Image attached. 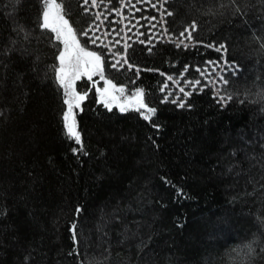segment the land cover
<instances>
[{
	"label": "trees",
	"instance_id": "1",
	"mask_svg": "<svg viewBox=\"0 0 264 264\" xmlns=\"http://www.w3.org/2000/svg\"><path fill=\"white\" fill-rule=\"evenodd\" d=\"M57 2L87 25L76 0ZM43 7L0 0V264H264V0H169L168 31L195 25L197 43L135 45L138 69L118 77L155 114L87 97L80 144ZM222 53L237 68L224 104L208 87L185 107L164 100L165 74L193 77Z\"/></svg>",
	"mask_w": 264,
	"mask_h": 264
},
{
	"label": "rangeland",
	"instance_id": "2",
	"mask_svg": "<svg viewBox=\"0 0 264 264\" xmlns=\"http://www.w3.org/2000/svg\"><path fill=\"white\" fill-rule=\"evenodd\" d=\"M168 1L169 0H96L94 4L93 0H88L87 3H85L84 0H76L78 6L81 7V12L87 15L89 22L87 25H84L81 31H74L77 34V39L81 47H84L87 51L96 52L101 56L104 79L102 80L100 78L101 72L97 71L96 74L92 76V79L89 80L87 76L83 74L84 66H82L80 79L73 81L75 91L81 95L87 92V97H95V100L104 106L105 101H107V103L111 104V108L120 110V106L125 105L128 107V110H135L136 101L131 99V96L132 93L140 87L134 86V80L129 82L127 79H118L123 72L138 69V67L129 61L127 50L135 45L149 48L158 43H169L176 46L177 44L181 46L185 44L192 46L194 43H197L192 36L193 27H184L177 34L168 31V27L166 26V16L169 13L167 7ZM153 5H155V7H153ZM44 10L45 4L41 13L42 23ZM65 19L67 18L65 17ZM82 33H87V35H82ZM181 33H184V35L181 36ZM189 33H191L190 38ZM53 35L55 38V33H53ZM92 40L96 42L92 43ZM181 41H183L182 44ZM58 42L60 47L57 57L60 51L63 50V44L60 41ZM113 64L116 65L115 68L112 67ZM58 67L59 60L56 59V68ZM236 69L237 68H235L232 63L226 61L222 53L220 59L210 60L201 67H195V76L193 77L184 71L176 74H165L161 86L163 98L172 103L175 101L174 104L180 105L181 102L185 103L189 96L185 95L186 93L208 87L211 89L215 99L224 104L227 101V96L220 91L224 82V74L227 72H234ZM169 77L172 79H169ZM107 80H111L117 89L123 87L124 92L121 93L112 90L111 86L106 84ZM86 85L88 87H86ZM60 88L64 92V100L68 99L69 97L65 95V90L61 86ZM105 88L109 89L111 95L104 93L102 96V92ZM97 89L101 91H97ZM181 89H183V91H181ZM113 96L115 99H112ZM78 109L79 108H73L75 119ZM66 110L67 105L65 104L64 112ZM140 111L151 115L147 113V109H141Z\"/></svg>",
	"mask_w": 264,
	"mask_h": 264
},
{
	"label": "snow or ice",
	"instance_id": "3",
	"mask_svg": "<svg viewBox=\"0 0 264 264\" xmlns=\"http://www.w3.org/2000/svg\"><path fill=\"white\" fill-rule=\"evenodd\" d=\"M45 4V10L43 12V23L40 25L41 28L49 29L53 33H55V39L60 41L63 44V50L60 51L57 59L59 60V67L55 69L56 71V79L59 85L65 90V95L69 97L64 100V103L67 105V110L63 113V122L64 128L66 130V135L70 139H74L77 144L81 143L80 132L77 129V123L75 119V114L73 112V108H80V103L86 99L87 92L84 94H80L75 91L73 87V81L79 80L81 77V67H83V74L87 76L89 80L92 79V76L96 74L97 71L101 72V79H104L102 74L103 68L101 64V56L96 52L87 51L84 47L80 46L79 40L77 39V34L69 24L68 20L65 19L63 15V10L61 5L57 3V0H43ZM85 3L88 0H84ZM235 3V0H233ZM93 3H96V0H93ZM155 7V5H153ZM239 10V9H237ZM172 15L171 12L168 13ZM155 19V18H153ZM193 30L195 29V25L192 26ZM187 31V30H186ZM82 35H87V33H82ZM184 33H181L183 36ZM191 37V33H189V38ZM95 40H92V43H95ZM183 41H181V44ZM187 47L188 45H184ZM177 47H180V44H177ZM224 46L221 45L217 48V51H220ZM113 68L116 67L115 64L112 65ZM169 79H172L169 77ZM199 83V82H197ZM226 83V81H225ZM106 84L111 86L112 90L119 91L121 93L124 92V88L120 87L119 89L112 83L111 80H107ZM97 91H101L97 89ZM183 91V89H181ZM104 93L111 95V92L108 88H105L102 92V96ZM191 93H186L185 95H190ZM145 92L141 88H137L134 93H132L131 99L136 101L135 110L140 112L145 119H151V116L145 114V112L140 111L141 109H147V113L155 114V108H149L147 104L144 103ZM112 99H115L113 96ZM175 103V101H173ZM105 106L111 109V104L105 101ZM180 107H185L183 102L180 103ZM190 107V105H188ZM128 107L125 105L120 106V111H127ZM154 127H158V125H154ZM73 151H77L73 149ZM79 211V209H77ZM75 227V226H73ZM249 252L252 251L251 246H248Z\"/></svg>",
	"mask_w": 264,
	"mask_h": 264
}]
</instances>
